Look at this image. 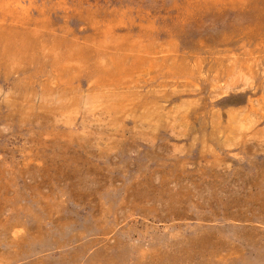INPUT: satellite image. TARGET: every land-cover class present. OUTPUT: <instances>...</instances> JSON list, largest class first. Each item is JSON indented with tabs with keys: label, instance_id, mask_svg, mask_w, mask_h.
I'll return each instance as SVG.
<instances>
[{
	"label": "rangeland",
	"instance_id": "rangeland-1",
	"mask_svg": "<svg viewBox=\"0 0 264 264\" xmlns=\"http://www.w3.org/2000/svg\"><path fill=\"white\" fill-rule=\"evenodd\" d=\"M0 264H264V0H0Z\"/></svg>",
	"mask_w": 264,
	"mask_h": 264
},
{
	"label": "bare ground",
	"instance_id": "bare-ground-1",
	"mask_svg": "<svg viewBox=\"0 0 264 264\" xmlns=\"http://www.w3.org/2000/svg\"><path fill=\"white\" fill-rule=\"evenodd\" d=\"M235 75V74H234ZM234 75H233V77H234ZM92 94V93H91ZM94 95V94H93ZM95 97V96H94ZM102 97V96H101ZM100 97V98H101ZM88 100V99H87ZM91 101V100H90ZM97 102H99V101H97ZM90 104V103H89ZM98 105V104H97ZM99 105H100V103H99ZM101 107V106H100ZM112 110V109H111ZM111 113V112H110ZM106 114V113H105ZM108 115V114H107ZM119 122V121H118Z\"/></svg>",
	"mask_w": 264,
	"mask_h": 264
}]
</instances>
